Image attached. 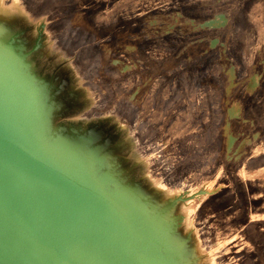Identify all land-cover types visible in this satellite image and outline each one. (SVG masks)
<instances>
[{
  "label": "rangeland",
  "instance_id": "rangeland-1",
  "mask_svg": "<svg viewBox=\"0 0 264 264\" xmlns=\"http://www.w3.org/2000/svg\"><path fill=\"white\" fill-rule=\"evenodd\" d=\"M152 14L187 31L135 51L150 73L122 80V30ZM37 40L25 61L44 91L42 140L80 143L102 195L126 188L133 229L169 224L163 264H264V0H0V48Z\"/></svg>",
  "mask_w": 264,
  "mask_h": 264
},
{
  "label": "water",
  "instance_id": "water-1",
  "mask_svg": "<svg viewBox=\"0 0 264 264\" xmlns=\"http://www.w3.org/2000/svg\"><path fill=\"white\" fill-rule=\"evenodd\" d=\"M37 45L0 48V264H163L169 224L152 231L153 214L133 229L126 188L102 195L81 170L80 143L64 131L42 140L44 95L20 67Z\"/></svg>",
  "mask_w": 264,
  "mask_h": 264
},
{
  "label": "crops",
  "instance_id": "crops-1",
  "mask_svg": "<svg viewBox=\"0 0 264 264\" xmlns=\"http://www.w3.org/2000/svg\"><path fill=\"white\" fill-rule=\"evenodd\" d=\"M184 27H185V25H184ZM186 31H187V28H183L182 22H180V20L178 21V18H176L175 16H172V15L166 16V15H161V14H152L150 16L145 17L143 20H141L137 24V27H134V24H133V26H131L129 23H127L126 29L122 30V34H121L122 35V45L120 48V57H121L120 58L121 59L120 75H121V79L123 80V79L129 78L134 72L137 74L139 73L140 76H141V72L142 73H150L149 70L147 72L145 70L141 71L139 68L140 65H137L138 69H135V65L138 63L137 62V60H138L137 53L139 54L140 51L146 52L150 49H155L158 46V45H156V43L158 44V41L164 35L173 36V35H177V33H185ZM135 43H137V44H135ZM202 43H203V39L197 40L194 43V47H196L197 45H200L203 47L204 44H202ZM133 44L136 45L135 49L132 48ZM186 47L188 48L189 46H184L183 49H185ZM191 47H192V45H191ZM187 56L189 57L188 54H187ZM45 59H47V58H45ZM25 64L28 65V67L26 66V69L29 70L30 69L29 66L31 67V64L28 63L27 61H25ZM48 64H49V62H47V65ZM169 67H171L170 64H169ZM145 68H148V67L146 66ZM158 71H159L158 76H160L161 69L156 70V72H158ZM30 72H31V70H30ZM155 73H153V77H155L154 76ZM252 76H250L246 79V84H247V82H249V84H251V83L255 84L256 80L255 79L251 80ZM144 79H145V77H144ZM225 81L228 83L231 82V80H229V79H227V80L223 79V83H225ZM76 82L77 81L75 80V78L73 80L69 81V83L71 84L72 87H74ZM87 82H89L91 85L92 79H89ZM69 83H68V87L70 86ZM86 87H89V86L87 84H85V88ZM92 87L93 86H91L89 88H91V90H92ZM56 88L57 89L55 91L48 92L49 94L45 97V99H49V98H52V100L60 99L61 98L60 92L62 91V89H61V87H56ZM224 90H225V87L223 85L222 94L220 95L222 107L223 106L225 107V105H224V99H225ZM78 91H80V89L76 90V92H78ZM43 92L44 91H42V93ZM233 98H237V95L234 94ZM233 102H232V106L234 105ZM62 105H64V103ZM224 112H226V111H224ZM224 124H226L227 130L232 131L233 128H232L231 124H229V123H224Z\"/></svg>",
  "mask_w": 264,
  "mask_h": 264
}]
</instances>
